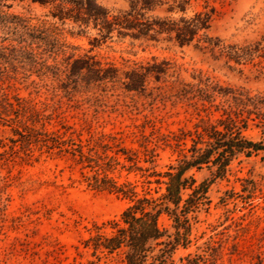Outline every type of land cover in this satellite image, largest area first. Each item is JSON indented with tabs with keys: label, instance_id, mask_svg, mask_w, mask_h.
Segmentation results:
<instances>
[{
	"label": "rangeland",
	"instance_id": "1",
	"mask_svg": "<svg viewBox=\"0 0 264 264\" xmlns=\"http://www.w3.org/2000/svg\"><path fill=\"white\" fill-rule=\"evenodd\" d=\"M97 2L113 12L129 7V0ZM217 6L220 13L208 34L220 46L200 48L195 43L180 46L117 32L102 37L93 22L86 27L68 14L62 19L55 16L58 8L54 5L0 0V12L17 15L30 28L76 46L70 52L95 55L102 66L118 71L113 79L81 76L73 82L65 76V57L59 56L56 63L49 58L51 65L46 68L42 55L16 43L6 46L23 31L15 32L13 24H8L10 29H0V35L8 39L0 46V83L48 117L44 129L66 139L73 132L85 144L93 137L104 144L128 147L143 166L163 175L181 158L176 136L195 131L202 118L209 116L215 122L224 108L246 104L250 110L264 111V0H226ZM162 62L167 65L160 79L151 72L143 89L126 88V73ZM213 87L222 93L212 94L214 101L208 103L203 95ZM252 117L244 133L264 143V125L255 114ZM35 125L43 128L40 123ZM18 139L11 123L0 118V264H88L96 260L84 240L96 234V226L111 234L113 229L106 223L118 219L131 200L91 189L81 181L78 167L42 154L35 145L29 152L27 146L15 142ZM190 145L189 137L183 147ZM213 173L207 166L187 172L196 184L210 182L209 202L192 215L191 242L179 247L174 258L209 253L216 264H255L259 256L264 257V150L250 156L237 153L223 177ZM120 175V182L131 181L139 196L148 192L156 196L159 187L164 190L163 183H146L141 171L122 170ZM155 179L158 176L151 181ZM160 225L173 231L167 215L161 217ZM100 256V264H123L120 255Z\"/></svg>",
	"mask_w": 264,
	"mask_h": 264
},
{
	"label": "trees",
	"instance_id": "2",
	"mask_svg": "<svg viewBox=\"0 0 264 264\" xmlns=\"http://www.w3.org/2000/svg\"><path fill=\"white\" fill-rule=\"evenodd\" d=\"M34 1L54 5L58 8L54 15L61 19L68 14L67 17H72L75 23L86 27L93 22L102 37H109L117 32L121 36L174 41L180 46L195 43V46L200 48L220 46L219 41L208 34V30L220 13L217 4L223 5L226 2L129 0L126 10L113 12L98 4L97 0ZM23 21L17 15L0 12V29H10L8 24H13L15 32H19L18 28L23 29L21 39L10 40L6 46L14 47L16 43L20 47L31 49L34 54L42 55L40 59H43L42 63L46 68L51 65L48 63L49 58L56 63L59 56L65 57V76L73 82L81 76H90L97 81L117 78L118 71L115 67L102 66L95 55H76L74 51H69L77 49L76 46L54 37L45 30L30 28L28 24H23ZM7 40L5 36L0 35V46ZM166 65V62H162L132 69L126 73V88L143 89L147 75L153 72L155 77L160 79L161 74L166 72ZM7 90L0 83V114L4 116L0 118L10 122L15 134L19 135L15 142L27 146L29 152L35 145L42 154L46 152L53 158L64 159L73 168L78 167L81 181L91 189L113 192L131 200V204L123 210L118 219L106 223L113 229L111 234L100 232L102 227L96 226V234L84 240V247L91 249L92 256L96 258L88 264H100V255H120L123 264H216L215 257L212 258L209 253L193 256L188 254L180 257L178 261L174 258L179 247H187L191 242L192 215L209 202L210 182L205 180L196 184V180L187 175V172L192 168L207 166L214 169V177H223L237 153L242 152L250 156L254 152L264 150L262 141H254L244 133L249 121L254 120L252 114L264 125L263 110L257 107L250 110L246 108V104L240 108H224L222 115L215 122L209 116L202 118L195 131H188L182 137L176 136L175 141L180 148L181 158L176 165L161 175L152 167L143 166L141 158L128 147L104 144L102 140L93 137L85 144L81 138L76 140L73 132H70V137L66 139L44 129L48 117L40 113L30 100L11 95ZM206 91L208 93L205 92L203 96L208 103L214 101L215 92L222 93L221 89L217 91L214 87L211 88L212 92ZM35 123H40L43 128L37 127ZM189 137L191 145L183 147L187 145ZM143 146L150 150L147 145ZM153 157L154 155L151 159ZM122 170L129 173L141 171L146 183H163L164 190L160 191L159 187L155 190L156 196L150 192L139 196L131 181L120 182ZM157 176L156 181H151L152 177ZM161 177L166 180L161 181ZM186 191L189 192L184 199ZM163 215H167L172 221L173 231L161 227L160 219ZM255 264H264V257L259 256Z\"/></svg>",
	"mask_w": 264,
	"mask_h": 264
}]
</instances>
